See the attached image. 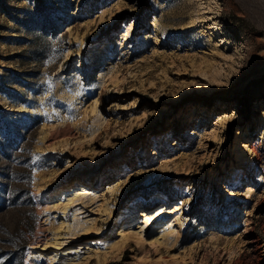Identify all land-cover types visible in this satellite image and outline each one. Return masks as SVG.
<instances>
[{
	"label": "rangeland",
	"instance_id": "obj_1",
	"mask_svg": "<svg viewBox=\"0 0 264 264\" xmlns=\"http://www.w3.org/2000/svg\"><path fill=\"white\" fill-rule=\"evenodd\" d=\"M62 260L264 264V0H0V264Z\"/></svg>",
	"mask_w": 264,
	"mask_h": 264
},
{
	"label": "bare ground",
	"instance_id": "obj_2",
	"mask_svg": "<svg viewBox=\"0 0 264 264\" xmlns=\"http://www.w3.org/2000/svg\"><path fill=\"white\" fill-rule=\"evenodd\" d=\"M156 26V25H155ZM125 36V35H123ZM121 36V38L123 37ZM126 37V36H125ZM123 39V38H122ZM126 41V40H125ZM124 41V42H125ZM111 45L110 42H106L105 43V46L106 47H109ZM103 73L100 74V76L102 77ZM104 77V76H103ZM111 77V76H110ZM111 79L109 78V81ZM212 80L213 82L214 81H217L216 79V75L212 76ZM115 81V80H113ZM116 82V81H115ZM114 82V83H115ZM113 83V82H112ZM113 85V84H112ZM115 86V85H114ZM95 102L93 104V106L91 107L90 109V112L91 113H95L96 110H95ZM100 125H101V122L99 120H95L94 121V126H92V130H91V135H93L94 133H96L99 128H100ZM157 136H155L154 138H156ZM241 145V144H240ZM239 162L241 165H252L254 164L253 162V159H254V156H255V151H254V148L248 144L247 142H244L242 143V148L239 150ZM74 188V186H73ZM75 193L70 196V197H67L65 199H63L62 202H60V205H58V208L60 210V212L62 214L64 213H67L68 212V209L72 206H74L81 198H83V196H85L86 192L85 190H83L82 188H78L74 191ZM105 206V204H103V207ZM56 207V206H55ZM57 208V209H58ZM111 209V208H110ZM108 207L105 206V208H103V212H107V215L108 214H111V211ZM100 211V210H99ZM97 212V210H96ZM101 213V212H100ZM61 214V215H62ZM125 214V212H124ZM106 215V214H105ZM65 216V215H64ZM63 216V217H64ZM178 219V218H177ZM94 221L95 220H89V221H86V222H81L79 220H74L72 226L73 228L75 227H78L79 229H77L78 231H81L82 233H88V232H91L94 228ZM145 222H147V220H145ZM61 224V223H60ZM67 227L69 228V226L67 225ZM96 229V228H95ZM73 230V229H72ZM97 230V229H96ZM97 232V231H96ZM95 232V233H96ZM173 229L171 227H167L165 229H163L159 234H157V236L155 235L154 237L151 238V244L152 245H166L167 244V241L170 239V236L173 234ZM90 234V233H89ZM141 232H132L131 230L127 231V232H123V233H120V240L119 242L111 245V250L113 251H120L121 250V247L123 245H125V243H127V241L129 240H133L135 243H142V237H141ZM93 242V241H92ZM97 243V242H96ZM229 254V258L231 257V254L232 253H228ZM105 258V254L103 255V259L102 261L104 260ZM106 260V259H105ZM83 263V262H82ZM87 263V262H86ZM158 263V262H157ZM58 264H70L68 261H65V260H62L60 261Z\"/></svg>",
	"mask_w": 264,
	"mask_h": 264
}]
</instances>
